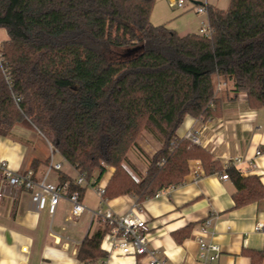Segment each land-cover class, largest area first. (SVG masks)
I'll return each mask as SVG.
<instances>
[{
    "label": "trees",
    "instance_id": "trees-1",
    "mask_svg": "<svg viewBox=\"0 0 264 264\" xmlns=\"http://www.w3.org/2000/svg\"><path fill=\"white\" fill-rule=\"evenodd\" d=\"M155 0H0V136L33 127L97 188L114 173L103 201L130 195L138 204L182 185L190 163L204 175L228 174L235 206L264 199L258 176L223 167L209 151L177 134L186 117L209 119L219 105V81H232L252 108L264 109V0H231L208 8L214 32L181 36L153 25ZM17 98L19 101H17ZM144 132L161 148L152 156L139 144ZM136 152L147 161L139 174ZM126 166L137 173L136 179ZM69 192L84 196L66 175ZM108 227L101 222L80 246L93 263Z\"/></svg>",
    "mask_w": 264,
    "mask_h": 264
},
{
    "label": "crops",
    "instance_id": "crops-1",
    "mask_svg": "<svg viewBox=\"0 0 264 264\" xmlns=\"http://www.w3.org/2000/svg\"><path fill=\"white\" fill-rule=\"evenodd\" d=\"M204 2L208 8L225 10L228 1L193 0L184 8L193 14L186 11L172 28L164 25L181 36L199 34V16L194 14L193 7ZM153 20L155 24L162 22L155 14L151 16ZM3 31L6 37L2 43L8 40L5 29H0V34ZM219 84L222 85L217 92L219 105L216 115L203 121L207 129L202 134L201 147L223 167L234 166L245 177L258 176L264 185V109L252 108L245 92L235 94L232 81L220 80ZM201 123L199 119L186 117L178 136L182 138ZM144 135L150 151L142 142L139 144L152 156L161 145L149 134ZM51 149L49 141L33 127L16 126L9 136H0V161L16 172L32 170L38 181L47 175ZM129 155L130 162L146 174L147 167L142 169V163ZM54 162L62 168L52 170L47 182L59 184L61 175L75 182L78 172L74 167L61 155L58 161L54 155ZM114 170L108 169L98 187L106 188ZM235 190L230 179L223 180L219 174L206 176L201 162L192 161L185 183L139 204L141 212L134 208L138 203L130 195L104 202L96 188H87L83 196L85 210L74 219L72 205L65 199L60 200L53 216L47 209L36 211L31 192L9 185L0 170V264H106L102 250L105 256L93 263L82 262L77 256L84 240L101 226L93 212L106 209L118 214L137 211L148 223L150 248L166 264H264V233L255 230L257 223H264V199L236 207ZM200 238L220 246L216 260L205 261ZM145 262L144 257H114L110 264Z\"/></svg>",
    "mask_w": 264,
    "mask_h": 264
},
{
    "label": "built area",
    "instance_id": "built-area-1",
    "mask_svg": "<svg viewBox=\"0 0 264 264\" xmlns=\"http://www.w3.org/2000/svg\"><path fill=\"white\" fill-rule=\"evenodd\" d=\"M189 0H169L170 6L173 8L184 9ZM193 10L195 13L203 15L208 14V5L206 2L200 5H194ZM213 28L209 20L208 24H202L199 34L211 38L213 35ZM222 87L218 85L217 91ZM17 101L19 99L17 98ZM202 123L198 128L188 130L183 139L190 142L195 146H202V134L207 129V125L203 119H199ZM58 152L51 149V156L49 159V168L46 177L38 181L32 170L26 172H16L8 167L5 161H0V170L3 173L4 180L11 186L19 189H24L31 192L32 205L36 211L47 209L50 215L56 213L57 206L61 199L67 200L72 205V217L78 218L85 210L83 197L79 192H69V182L54 184L47 182L46 178L52 170H60L62 165L54 162V155ZM230 167L226 166L225 168ZM223 180H229L228 174L221 175ZM76 185L93 188L96 180L93 178L88 181L83 175L78 174L75 180ZM98 194L102 198L105 188H96ZM159 192L157 195H160ZM103 200V199H102ZM105 202V201H104ZM138 212H141V207L136 204L134 207ZM134 209L125 214H118L112 209L97 210L93 212V217L100 220L108 227V232L104 235L100 248L106 254V264H110L114 257H144L146 262L144 264H166L164 260L156 256L154 249L149 246L148 230L149 226L147 221L142 218ZM255 230L264 233V223H257ZM203 258L205 261L216 260L220 253L221 248L216 244H208L202 238L199 240ZM213 254H209V253Z\"/></svg>",
    "mask_w": 264,
    "mask_h": 264
},
{
    "label": "rangeland",
    "instance_id": "rangeland-1",
    "mask_svg": "<svg viewBox=\"0 0 264 264\" xmlns=\"http://www.w3.org/2000/svg\"><path fill=\"white\" fill-rule=\"evenodd\" d=\"M192 1L193 0H189L188 3L190 4V3H192ZM227 1H228L227 4H226L227 6H225V8H224L225 10H227L229 8V6H230V0H227ZM186 11L188 13L189 12H192V11H189L188 9L179 10L178 8L171 7L170 6V3H169V0H155V5H154V8H153L152 14H155V18L160 19V21H162L161 22L162 24H167L169 27L172 28L173 26H175L181 20L182 15H184V14L187 13ZM152 14H151V16H152ZM192 14H193V12H192ZM194 14L197 15V16H199V31H200V28H201L203 22L206 23V24H208L207 14H203V15H200V14H197V13H194ZM155 22H156V20H153V22L151 21V23L154 24V25L161 24L160 22L158 24H155ZM5 37H6V33H5V31H3L2 35L0 34V44H2V41H3V39ZM144 134H149V133L144 132L142 134L139 142H142L143 146L150 151L149 142L146 140ZM129 154L131 155V158L133 160H135L134 157H136L142 163V165H140V167L142 169L144 167H147V161H146V158H144V156L139 155L138 153H136L134 151L130 152ZM59 155L60 154H58L57 152L55 153V160L56 161L59 160ZM64 167H65V165H64ZM126 168L132 174V176H134L136 179H139V176L134 171H132L131 169H129L128 166H126ZM138 172L142 176L145 175V174H142L139 170H138Z\"/></svg>",
    "mask_w": 264,
    "mask_h": 264
}]
</instances>
